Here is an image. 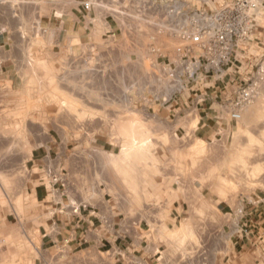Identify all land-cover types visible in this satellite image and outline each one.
Wrapping results in <instances>:
<instances>
[{
	"label": "rangeland",
	"instance_id": "obj_1",
	"mask_svg": "<svg viewBox=\"0 0 264 264\" xmlns=\"http://www.w3.org/2000/svg\"><path fill=\"white\" fill-rule=\"evenodd\" d=\"M71 2L0 0V23L11 32H52L48 20L69 10ZM95 4L100 13L112 14L110 26L99 16L101 22L91 27L103 39L93 37L82 53L54 66L30 63L28 81L15 83L27 87L0 90V264H40L38 218L24 164L36 130L44 126L66 132L102 126L114 134L122 152L110 164L122 167L126 181L149 175L150 185L141 187L151 191L149 211L159 214L146 219L173 225L171 264H264V212H242L239 220L242 206L250 209L256 205L248 201L264 199V97L242 108L223 142L181 137L177 123L138 111V104H171L181 87L168 65L176 60L180 35L197 13L211 10L182 11L174 0ZM254 214L261 218L253 219L250 232L243 225ZM240 228L246 233L240 235ZM236 241L260 245L234 250ZM48 264L82 263L76 257L58 263L50 255Z\"/></svg>",
	"mask_w": 264,
	"mask_h": 264
},
{
	"label": "crops",
	"instance_id": "obj_2",
	"mask_svg": "<svg viewBox=\"0 0 264 264\" xmlns=\"http://www.w3.org/2000/svg\"><path fill=\"white\" fill-rule=\"evenodd\" d=\"M98 1L109 6L112 0H73L69 10L60 16L54 15L55 20H48L47 29L52 32H11L0 23V90L27 87L15 83L28 81L26 73L30 63L57 65L61 58L82 53L93 37H104V33L94 34L91 27L101 22L99 16L110 26L112 14L100 13L95 4ZM161 1L173 3V0ZM174 1L187 12L213 11L218 3V0ZM84 3L90 4L88 9ZM107 38L110 40L115 35ZM182 84L173 92L169 106L163 103L156 107L149 102L138 104V111L165 123H177L175 132L181 137L203 143L227 139L234 122L227 108L233 89L215 80L196 86ZM151 133L156 135L155 130ZM35 136L24 168L27 183L33 187L30 195L38 218L40 264H48L50 255L58 263L72 257L79 258L82 264L172 263L167 254L172 245L173 225L169 221L153 224L146 219L159 214L149 211L151 191L141 187L150 185L149 175L144 181L141 178L136 182L126 181L120 172L122 167L110 164V160L120 159L122 152L119 140L113 139L114 134L102 126L95 130L70 128L67 132L44 126L36 130ZM51 175L59 181L53 182ZM247 203L256 206H251V211L242 206L239 220L244 216L242 212L245 217L251 213L263 214L264 199ZM227 214L232 217L234 212ZM257 217L261 215L254 214L249 217L250 221L247 218L243 226L250 231ZM260 224L264 226V217ZM242 231L246 233L243 228L237 232L242 235ZM240 243L236 241L231 247L253 249L260 245Z\"/></svg>",
	"mask_w": 264,
	"mask_h": 264
},
{
	"label": "built area",
	"instance_id": "obj_3",
	"mask_svg": "<svg viewBox=\"0 0 264 264\" xmlns=\"http://www.w3.org/2000/svg\"><path fill=\"white\" fill-rule=\"evenodd\" d=\"M263 16L264 0H218L213 11L197 13L180 35L176 60L168 65L170 77H177L180 87L225 82L233 89L229 118L237 121L244 106L264 97Z\"/></svg>",
	"mask_w": 264,
	"mask_h": 264
}]
</instances>
